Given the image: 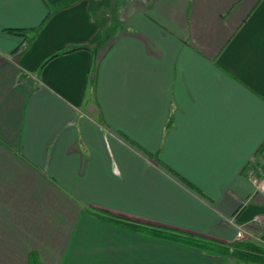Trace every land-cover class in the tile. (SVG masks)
Instances as JSON below:
<instances>
[{
	"label": "crops",
	"instance_id": "0c3cea01",
	"mask_svg": "<svg viewBox=\"0 0 264 264\" xmlns=\"http://www.w3.org/2000/svg\"><path fill=\"white\" fill-rule=\"evenodd\" d=\"M63 2L0 0V264H260L155 233L264 248V0Z\"/></svg>",
	"mask_w": 264,
	"mask_h": 264
},
{
	"label": "trees",
	"instance_id": "16d2710c",
	"mask_svg": "<svg viewBox=\"0 0 264 264\" xmlns=\"http://www.w3.org/2000/svg\"><path fill=\"white\" fill-rule=\"evenodd\" d=\"M8 32L11 34L13 33L17 36H23V32L21 30H9ZM62 53L63 52H58L47 57V59L43 62V64ZM263 172H264V167H263ZM123 226L136 232L151 234L149 229H144L143 227L138 225H134L131 223H124ZM155 234L157 236H162L165 239L191 245L196 248L209 249L211 251H216L218 253L220 252L222 254L231 255L237 261L264 264V248L250 241H235L234 243L229 245L226 249H219L217 248L219 247V245L217 246L216 243L201 240L199 238H195L189 235L177 234L163 229H157V233Z\"/></svg>",
	"mask_w": 264,
	"mask_h": 264
},
{
	"label": "built area",
	"instance_id": "2783aa9c",
	"mask_svg": "<svg viewBox=\"0 0 264 264\" xmlns=\"http://www.w3.org/2000/svg\"><path fill=\"white\" fill-rule=\"evenodd\" d=\"M264 164V157L261 165ZM262 175V174H261ZM250 181L254 187V191L257 193L264 192V176L258 177L256 175H250Z\"/></svg>",
	"mask_w": 264,
	"mask_h": 264
},
{
	"label": "rangeland",
	"instance_id": "374dc122",
	"mask_svg": "<svg viewBox=\"0 0 264 264\" xmlns=\"http://www.w3.org/2000/svg\"><path fill=\"white\" fill-rule=\"evenodd\" d=\"M70 1H74V0H64L65 3H69Z\"/></svg>",
	"mask_w": 264,
	"mask_h": 264
}]
</instances>
